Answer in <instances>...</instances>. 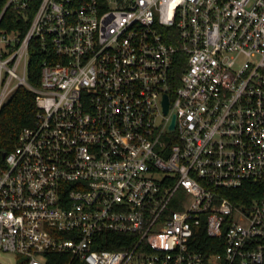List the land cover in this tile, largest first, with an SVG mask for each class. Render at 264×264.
Wrapping results in <instances>:
<instances>
[{
	"label": "built area",
	"instance_id": "built-area-1",
	"mask_svg": "<svg viewBox=\"0 0 264 264\" xmlns=\"http://www.w3.org/2000/svg\"><path fill=\"white\" fill-rule=\"evenodd\" d=\"M34 1L0 12L23 24L0 26V108L20 85L36 105L0 154V252L264 264V0Z\"/></svg>",
	"mask_w": 264,
	"mask_h": 264
},
{
	"label": "trees",
	"instance_id": "trees-1",
	"mask_svg": "<svg viewBox=\"0 0 264 264\" xmlns=\"http://www.w3.org/2000/svg\"><path fill=\"white\" fill-rule=\"evenodd\" d=\"M38 0L34 1L37 3ZM6 0H0V12L5 5ZM15 11L9 6L0 21L1 27H17L21 22L15 19ZM25 24V23H24ZM25 31L22 27V31ZM42 52L36 45L30 46V60L28 65V81L36 85L39 81L40 60ZM36 112L34 93L24 85H20L12 93L9 99L0 108V154L9 151L15 144L19 131L27 125H31L34 121ZM252 184H245L242 188L237 190L239 198H247L249 196H258L259 191L254 193ZM110 236L115 239L125 240L130 239L131 236L127 234L112 233ZM209 239V238H208ZM130 246V243L124 242H108L101 243L100 248L123 249ZM207 245H202L201 249H208ZM218 251L221 247L213 248ZM26 259L21 255H17V264H25Z\"/></svg>",
	"mask_w": 264,
	"mask_h": 264
},
{
	"label": "rangeland",
	"instance_id": "rangeland-1",
	"mask_svg": "<svg viewBox=\"0 0 264 264\" xmlns=\"http://www.w3.org/2000/svg\"><path fill=\"white\" fill-rule=\"evenodd\" d=\"M17 259L12 252H0V264H16Z\"/></svg>",
	"mask_w": 264,
	"mask_h": 264
},
{
	"label": "water",
	"instance_id": "water-1",
	"mask_svg": "<svg viewBox=\"0 0 264 264\" xmlns=\"http://www.w3.org/2000/svg\"><path fill=\"white\" fill-rule=\"evenodd\" d=\"M167 109H168V102H167V97L165 96L164 97V111L166 112ZM174 125H175V116L173 115L172 121H171L169 127L172 129V128H174ZM2 156H4V152L2 153Z\"/></svg>",
	"mask_w": 264,
	"mask_h": 264
}]
</instances>
